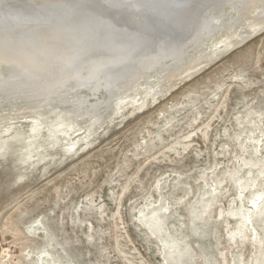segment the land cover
I'll use <instances>...</instances> for the list:
<instances>
[{"label":"rangeland","instance_id":"374dc122","mask_svg":"<svg viewBox=\"0 0 264 264\" xmlns=\"http://www.w3.org/2000/svg\"><path fill=\"white\" fill-rule=\"evenodd\" d=\"M172 70L0 97V264H264V31Z\"/></svg>","mask_w":264,"mask_h":264},{"label":"water","instance_id":"95a60500","mask_svg":"<svg viewBox=\"0 0 264 264\" xmlns=\"http://www.w3.org/2000/svg\"><path fill=\"white\" fill-rule=\"evenodd\" d=\"M264 31V0H0V97H103Z\"/></svg>","mask_w":264,"mask_h":264},{"label":"bare ground","instance_id":"6f19581e","mask_svg":"<svg viewBox=\"0 0 264 264\" xmlns=\"http://www.w3.org/2000/svg\"><path fill=\"white\" fill-rule=\"evenodd\" d=\"M172 72H173V70H172ZM2 98V97H1ZM18 98V97H17ZM21 98V97H20ZM24 98V97H23ZM25 98H31V99H35V98H39V97H25ZM62 98V97H61ZM4 99V98H3ZM43 99H45V100H55L56 98H54V97H43ZM63 99V98H62ZM74 99V98H73ZM4 101H6V100H4ZM17 102L19 101V98H18V100H16ZM22 101H24L23 99H22ZM21 101V102H22ZM59 101H60V99H59ZM58 101V102H59ZM69 101V100H68ZM30 102V101H29ZM77 103H78V105H82L83 104V99L82 98H79V99H77V101H76ZM23 103H25V102H23ZM27 103V102H26ZM30 103H32V101L30 102ZM64 103H65V101H64ZM39 108H42V107H39ZM255 235H257L256 233H255ZM238 240V239H237ZM236 240V241H237ZM250 241V240H249ZM235 242V241H234ZM251 242V241H250ZM237 243H239V242H237ZM251 244V243H250ZM258 245V244H257ZM246 246V245H245ZM230 250V249H229ZM226 251H228V250H226ZM257 251V250H256ZM246 252H247V249H246ZM225 253V252H224ZM244 253V252H243ZM221 258V257H220ZM219 258V259H220ZM222 263V262H221Z\"/></svg>","mask_w":264,"mask_h":264}]
</instances>
